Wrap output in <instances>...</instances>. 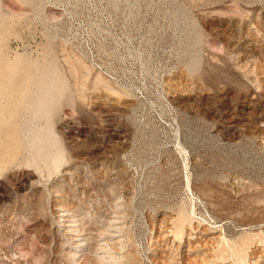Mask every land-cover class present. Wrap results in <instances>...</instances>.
I'll return each mask as SVG.
<instances>
[{"label":"rangeland","instance_id":"obj_1","mask_svg":"<svg viewBox=\"0 0 264 264\" xmlns=\"http://www.w3.org/2000/svg\"><path fill=\"white\" fill-rule=\"evenodd\" d=\"M0 87V264H264V0H0Z\"/></svg>","mask_w":264,"mask_h":264},{"label":"bare ground","instance_id":"obj_2","mask_svg":"<svg viewBox=\"0 0 264 264\" xmlns=\"http://www.w3.org/2000/svg\"><path fill=\"white\" fill-rule=\"evenodd\" d=\"M0 88H2V87H0ZM67 229H69V228H67Z\"/></svg>","mask_w":264,"mask_h":264}]
</instances>
